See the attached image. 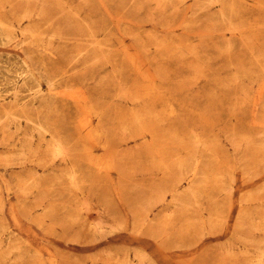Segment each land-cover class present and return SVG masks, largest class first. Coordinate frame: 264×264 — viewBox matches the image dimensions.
Masks as SVG:
<instances>
[{
    "label": "rangeland",
    "instance_id": "rangeland-1",
    "mask_svg": "<svg viewBox=\"0 0 264 264\" xmlns=\"http://www.w3.org/2000/svg\"><path fill=\"white\" fill-rule=\"evenodd\" d=\"M42 1L47 5V16L35 19L36 37L20 36L8 49L16 48L27 56L38 77L42 98L50 103L41 112L44 99L32 101L30 94L24 92L19 100L33 104V115L53 125L69 150L81 148L80 139L87 129H81L80 124L88 119L93 130L98 131L93 149L102 155V145L111 142L116 161L111 169L99 171L85 154L74 162L61 160L56 167L63 174L59 179L33 164L8 168L0 163V187L4 195L0 199V226L10 229V233L1 235L0 264H34L36 253L47 264H133L137 263L138 251L148 255L147 264H248L244 257L245 241H242H264V232L253 226L264 221V192H260L264 189L261 139L264 75L253 72L258 65L254 63L255 57L245 50L242 37L197 34L185 38L179 33L169 39L149 22L151 0ZM35 2L39 6L41 0ZM234 3L239 15L232 20L245 27L243 37L260 32V44H264V9L256 8L252 0ZM64 15L81 25L80 33L71 41L52 37ZM163 15L164 19H170L172 9L167 8ZM173 19L178 21L179 16ZM197 25L207 27L201 22ZM27 26H30L27 21L21 25ZM148 35L158 36V42L145 38ZM135 37L139 39L136 41ZM171 39L175 41L173 48L183 44L205 43L206 46L198 56L167 55L161 51V44ZM229 42L233 46L232 54L223 52ZM17 44L20 46L16 47ZM137 49L143 52L148 64L144 69L149 68L152 75L162 74L163 82L151 84L129 71L131 66L123 62L124 56ZM78 50L82 56L75 54ZM5 56L1 53L0 58ZM12 58L9 55L0 64V71L8 79L15 75V69L9 73L4 71V66L12 67ZM194 64L203 65L204 73L196 71ZM241 67L253 70L250 78L242 80ZM119 74L121 80L116 78ZM236 77L239 86L232 83ZM47 79L55 82L53 88ZM17 80L20 87L23 81ZM136 84L141 93L153 90L154 95L142 104L121 99L124 91L133 95ZM12 98L9 95L7 101L12 102ZM144 107L151 109L158 119L153 125L155 136L140 139L134 131H124L123 126L131 125L132 112ZM34 128L24 123L22 127L0 132V141L20 143ZM193 136L212 144L221 158L219 166L209 165L208 155L198 152V156L202 155L201 168L205 170L200 171L193 187L202 186L206 175L212 176L220 167L234 177L231 194L215 192L209 184L207 190L212 191L194 200L188 194V183L176 180L185 173L179 166L187 157L181 150L182 143L185 140L191 144ZM41 139L46 145L47 135ZM247 141L254 144L248 146ZM4 151L0 145V153ZM258 152L262 153L261 158ZM161 159L165 163L162 168L168 165L171 174H164L159 168ZM73 166L80 181L78 190L70 183ZM31 171L40 172L43 178L42 201L35 199L38 191L30 193L28 198L16 192L19 178ZM172 175L175 180L167 186L179 192L177 198L186 202L182 205L174 201L170 193L165 202L154 205V191L171 180ZM224 175L223 180L229 184L230 176ZM51 180L58 182L53 184ZM257 194L260 199H253ZM85 196L103 211L107 223L104 229L83 232L82 224L68 221ZM12 212L19 214L21 227L13 226ZM239 216L242 219L238 226ZM191 222L196 228L187 232L186 225ZM183 236L186 238L181 239ZM254 256L251 250L250 259Z\"/></svg>",
    "mask_w": 264,
    "mask_h": 264
},
{
    "label": "bare ground",
    "instance_id": "bare-ground-1",
    "mask_svg": "<svg viewBox=\"0 0 264 264\" xmlns=\"http://www.w3.org/2000/svg\"><path fill=\"white\" fill-rule=\"evenodd\" d=\"M252 1L256 8L261 10L264 9V0ZM234 2L235 0H151V7L149 11L151 21L149 22L154 28L164 33L169 39L173 38L179 33H181L180 35L185 38L191 35L196 36L197 34L201 37L205 35L212 36L214 34H219L223 37L241 36L245 50L255 57L254 63L258 65V68H256L254 71L252 69L241 67V72L243 75L242 80H244L246 77L250 78L252 71H260V73L264 75V44H260V41L262 40V37L260 36L261 34H259L260 32H251L252 34H250L248 37H243L242 33L245 30V27L241 25V22H234L232 20L233 17L239 15V13H237L235 10L236 5ZM1 3L0 55L1 53H5V57L9 55L14 57L12 60H10L12 67L5 65L4 71L12 73L14 67L15 70L13 71V74L15 75L8 79L4 73L0 71V109L2 114L0 119V132L5 133L13 130L14 127H22L24 123L27 125H33L35 128L32 131L27 132L20 143L14 144L8 142V140L0 141V145L5 150L4 152L0 153V163H3L2 165L8 168H12L14 166L24 167L27 164H33L36 167L41 168L44 173L50 175L53 174L56 176V179H59L63 174L56 171L58 161L62 160L65 162H74V160H78L80 158V155L85 154L89 157V161L93 163V165H95L99 171L111 169L114 166V162L116 161V157L113 154L111 146L112 143L106 141L102 145V155H98V153L93 149V143L98 131L96 132L97 129L93 130L88 119L84 120L80 124L81 129H87L86 135L80 139L82 149L80 148L76 151L69 150L67 143L61 137L59 132H56L53 125L46 124L40 119L39 116L35 117L33 115V111L35 110L33 104L28 105L26 103L20 102L19 97L24 92L30 94L32 101L38 98L44 99L42 98L43 91L40 88L38 77L36 76L27 56L21 54L16 48L11 50L8 49V47L16 44L20 36L25 39L29 37H36V26L38 22L36 23L35 19H46L47 5L42 0L39 6H37L35 0H1ZM167 8L172 9L173 15L170 19H164L163 14ZM215 8H218L216 12L214 11ZM175 16H179L178 21L173 19ZM60 19L62 21L60 22V25L58 24V28L52 37L57 40L71 41L76 35L80 33L81 25H76L70 16L64 15ZM24 21H27L30 26L22 28L21 25ZM198 22L206 24L207 27L198 26ZM209 25L213 26L210 27ZM145 38H148L154 42H158L159 40V37L156 35H148ZM138 39L139 37H135L136 41ZM174 42L175 41L173 40L163 42L161 44L163 47L161 51L166 52L167 55H185L187 53L191 56H198L203 52V49L206 46L205 43H201L198 46L183 44L179 47L175 46V48H173ZM19 46L20 45L17 44L16 47ZM232 48L233 46L229 42L226 44L223 52L226 54H232ZM75 54L77 56H82L79 50ZM5 57L0 58V64L2 63L1 59H4ZM104 58L105 61H108V57L106 55H104ZM123 62L127 66H131L129 71L134 72L138 76L140 75L145 80L150 81L151 84L157 82L161 83L164 81V76L162 74L152 75L149 74V68L146 70L144 69L148 66V64H145L143 52H141L140 49H137L131 55L125 54ZM193 68L200 73H204L205 70V67L201 64H194ZM15 76L16 78L13 79ZM116 78L121 80L120 74L117 75ZM17 79H21V81H23L20 87L18 86L19 84L16 85V83L19 81ZM238 79L239 77H236L232 80V83L235 84L234 86H239ZM47 82L51 88L55 86V82L53 80L47 79ZM134 87L135 93L133 95L129 94V91H124L121 94V99L125 101L131 100L137 104H142L143 101H146V98H150L151 95H154V93H152L153 90H147V92L141 93V90L137 84ZM262 90L264 91V85L262 86ZM9 95L13 96L12 102L7 101ZM49 103L50 102H46L45 99L41 102V112L42 109H47L46 105ZM165 105L169 106L167 103ZM157 119L158 117L151 109L144 107L132 112V124L124 125L123 130L134 131L136 138L140 139L149 136L154 137L155 127L153 125ZM44 135H47L48 137L46 145L42 144L40 141L42 140L41 137ZM192 138L193 140L191 141V144L185 140L182 143L183 146L181 150L186 152L187 157L179 163V166L183 168L185 173L182 176L177 177L176 180H182V182L186 181L188 183V194L194 200H199L201 196L212 191L207 190L209 184L213 185L215 192L221 193L226 191L227 193L231 194L234 190V177L230 176V173L221 170L220 167H218L212 173V176L206 175L202 186L193 187L194 183L196 182V178L199 176V174H201L200 171L205 170V168H201L202 155L198 156V152H205L208 155L210 160L209 165L217 163L219 166L221 158L216 148H214L212 144H209L205 139L195 136ZM261 139L264 141V135ZM37 140L40 142L38 143ZM253 144V141H247L248 146H252ZM257 154L260 155V158L262 157L261 152H258ZM164 164V160L161 159L157 165H159V168H162ZM169 168L170 167L168 165H165V167L162 168L163 173L168 175L171 174L169 173ZM224 174L230 176L229 180H231V182L229 184H226L223 180V177L225 176ZM69 177L71 179L70 183L74 190L80 189V181L78 179V172L75 166L72 167ZM19 179V183L15 189L20 197L28 198L30 193L33 191H38V193L35 195V199L38 201H42V199H44L43 190L41 189L43 178L40 175V172L37 173L35 171H31L28 174H23ZM170 179L171 180L163 182L154 191V205L165 202L168 199V194L170 193H172L171 196L174 201L177 200V202H180L182 205L186 202L185 200L177 198V195H180L179 192L175 191L174 188L171 189L167 186L170 184V182H172V180H175L173 175ZM51 182L54 184L57 183L58 180H51ZM260 192H264V189H261ZM259 194L252 198L259 200ZM3 196V191H1L0 187V199H2ZM252 198L250 197L249 200H252ZM213 199L214 198L210 197V200ZM94 212L97 214L96 219L93 218V215L95 214ZM241 219L242 216H239L238 226L241 224ZM10 220L14 227L18 228L19 226H22L18 213L12 212L10 215ZM68 221L71 224H82L83 232L100 231L104 229L107 224L103 211H101L100 208L94 207L92 205L89 196H85L84 201L77 206L76 212L69 216ZM111 226L113 227V225ZM253 226L256 228V230H262L264 232L263 220L259 221L256 226ZM186 228L187 232L191 228L195 229V223H188ZM5 232L10 233V229L0 226V239L2 233ZM185 238V236L181 237V239ZM244 241V257L247 259V263L264 264V241L246 239L242 242ZM251 250L255 252L254 259L252 260L250 259ZM231 255L233 259H236L237 255L235 253ZM135 257L137 259V263L135 262L133 264H147L148 260L150 259L144 251H138ZM35 258L36 260H34V264H47L42 259L41 254L36 253ZM123 264L131 263L125 262Z\"/></svg>",
    "mask_w": 264,
    "mask_h": 264
}]
</instances>
